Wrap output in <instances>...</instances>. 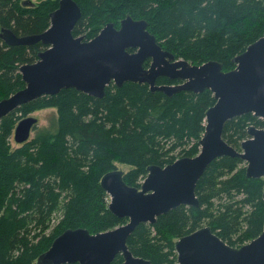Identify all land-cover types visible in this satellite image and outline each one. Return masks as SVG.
I'll list each match as a JSON object with an SVG mask.
<instances>
[{
  "label": "trees",
  "instance_id": "obj_1",
  "mask_svg": "<svg viewBox=\"0 0 264 264\" xmlns=\"http://www.w3.org/2000/svg\"><path fill=\"white\" fill-rule=\"evenodd\" d=\"M0 0V28L17 36L39 35L50 27L60 0ZM32 1V0H31ZM83 16L75 37L95 39L108 24L120 27L127 16L145 20L158 45L194 66L234 59L264 36V0H74ZM47 46L10 47L0 38V102L26 87L20 67L35 64ZM129 52L133 53L134 50ZM149 64H145V68ZM150 68V66L148 67ZM147 69V68H146ZM183 85L160 77L156 87ZM213 93L182 91L169 97L149 84H112L97 99L75 89L24 105L0 121V264H37L54 240L68 230L91 234L128 223L109 210L101 181L129 166L124 181L140 188L149 167H166L200 154ZM57 109V131L37 132L13 147L18 123L31 114ZM264 129L253 114L225 125L223 138L240 150L248 130ZM199 207L180 206L141 224L128 240L135 257L152 264H178L176 242L204 227L233 248H241L264 231V178H249L240 158L215 160L200 179ZM118 256L112 264H122Z\"/></svg>",
  "mask_w": 264,
  "mask_h": 264
},
{
  "label": "water",
  "instance_id": "obj_2",
  "mask_svg": "<svg viewBox=\"0 0 264 264\" xmlns=\"http://www.w3.org/2000/svg\"><path fill=\"white\" fill-rule=\"evenodd\" d=\"M28 4L35 5L31 0ZM82 16L74 0H60L58 9L50 14L49 29L42 34L17 36L10 29L0 31V38L10 47L47 46L35 64L20 67L26 87L0 102V121L24 105L63 90L75 89L103 99L110 85L122 88L128 82L147 83L152 91H163L169 97L182 91L200 94L210 90L216 103L207 111L198 156L183 157L166 167H149L140 188L128 186L119 169L103 177L109 210L128 219L126 225L98 234L68 230L54 240L37 264H112L120 255L122 264H152L132 254L130 236L139 225H155L160 216L180 206L198 208L197 185L215 160L240 158L249 178H264V129L250 127L240 150L223 138L225 125L233 119L253 114L264 120V36L233 60L234 70L224 72L218 62L194 66L176 60L147 31L145 20L131 16L121 21L119 28L108 24L95 39L84 41L73 34ZM148 60L152 62L146 69ZM160 77L179 79L183 85L156 87ZM38 122L31 116L21 120L15 129V143H28ZM176 252L178 264H264V231L243 247L233 248L204 227L179 239Z\"/></svg>",
  "mask_w": 264,
  "mask_h": 264
},
{
  "label": "rangeland",
  "instance_id": "obj_3",
  "mask_svg": "<svg viewBox=\"0 0 264 264\" xmlns=\"http://www.w3.org/2000/svg\"><path fill=\"white\" fill-rule=\"evenodd\" d=\"M32 1L35 4H38V2L41 0H32ZM85 39L86 38L84 37V40ZM30 116L37 118L39 121L38 125L35 127V129L33 130L31 134L30 141L35 138L37 132L42 131V130H48L52 133H56L57 121H58L57 109L50 108V109L40 110V111H37L31 114ZM12 145L14 148H16L18 144H16L15 141L13 140ZM118 169L124 172H128L130 170V167L124 166V165H118Z\"/></svg>",
  "mask_w": 264,
  "mask_h": 264
},
{
  "label": "flooded vegetation",
  "instance_id": "obj_4",
  "mask_svg": "<svg viewBox=\"0 0 264 264\" xmlns=\"http://www.w3.org/2000/svg\"><path fill=\"white\" fill-rule=\"evenodd\" d=\"M38 3H39V2H38ZM1 30H2V29L0 28V31H1ZM85 40H86V39H85ZM85 40H84V41H85ZM134 52H135V51H134ZM151 62H152L151 60H148V61L146 62L147 64H149L148 67L151 65ZM148 67H146V68H148Z\"/></svg>",
  "mask_w": 264,
  "mask_h": 264
}]
</instances>
